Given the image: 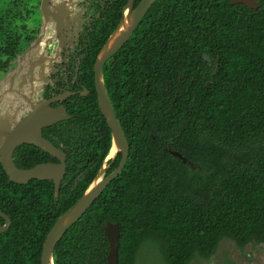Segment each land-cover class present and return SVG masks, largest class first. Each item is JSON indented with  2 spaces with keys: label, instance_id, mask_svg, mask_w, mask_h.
Masks as SVG:
<instances>
[{
  "label": "trees",
  "instance_id": "trees-1",
  "mask_svg": "<svg viewBox=\"0 0 264 264\" xmlns=\"http://www.w3.org/2000/svg\"><path fill=\"white\" fill-rule=\"evenodd\" d=\"M257 1L258 10L230 0H157L140 27L146 34L133 41L146 44V137H130L127 166L65 233L55 264H107V222L120 226L119 264H136L143 246L165 264H190L212 258L226 239L240 248L264 244V0ZM94 108L90 116L110 138ZM81 126L69 138L68 172L45 230L21 232L7 207L15 225L0 241V264H41L46 235L97 176L110 139L82 150Z\"/></svg>",
  "mask_w": 264,
  "mask_h": 264
},
{
  "label": "flooded vegetation",
  "instance_id": "flooded-vegetation-1",
  "mask_svg": "<svg viewBox=\"0 0 264 264\" xmlns=\"http://www.w3.org/2000/svg\"><path fill=\"white\" fill-rule=\"evenodd\" d=\"M143 1L0 0V84L7 88V91L3 88L0 92V130L10 135L20 128H27V122L33 120L30 118L41 106L66 110L71 118L44 126L41 130L43 139L63 152L62 157L66 163L65 177L72 151L69 138L75 137L73 127L76 124L82 125V137L86 138L80 143L82 150L86 147L95 151L101 150L110 139L109 154L112 133L109 138L103 123L90 116L95 110L96 102L101 112L95 84V65L111 35ZM53 8L60 11L59 21L55 18L49 21V12ZM147 14L130 39L103 67L106 89L129 144L126 166L131 153L130 137H146V44H134L136 41H133L135 37L141 40L146 34L141 32L140 27L146 25ZM45 30L54 36L46 46L51 66L45 80L40 86L37 82L12 84L9 76L16 71L19 62ZM143 32H146V29ZM79 113L82 116L79 117L78 123L71 124L68 129V122L78 117ZM106 124L108 126L107 121ZM4 134H0V142L5 140ZM12 156L16 166L24 170L45 164L62 163L60 157H55L37 145L27 142L18 145ZM1 159L0 155V212L9 218L11 224L8 230L0 233V241L15 225L11 217L12 212L8 211V208H15L18 230L23 232L33 229L43 232L53 217V205L58 204L60 200L65 177L56 197L54 179L36 178L26 184L15 183L10 180ZM117 159L118 165L113 169ZM122 159L123 154L119 152L107 175L120 166ZM14 192L13 205L8 200V193L11 195ZM5 226H8L7 220L0 215V227ZM3 247L0 246V249Z\"/></svg>",
  "mask_w": 264,
  "mask_h": 264
},
{
  "label": "water",
  "instance_id": "water-1",
  "mask_svg": "<svg viewBox=\"0 0 264 264\" xmlns=\"http://www.w3.org/2000/svg\"><path fill=\"white\" fill-rule=\"evenodd\" d=\"M156 1L157 0H144L140 7L131 16L126 17L119 28L111 35L98 56L95 65V84L101 112L111 129V148L97 176L87 187L83 196L74 206L58 218L53 228L48 233L43 246L41 264H55V249L65 233L82 219L108 186L122 173L126 166L130 151L129 144L106 89L103 67L106 61L115 55L130 39L139 23ZM230 4H243L252 10H258L262 6L257 0H231ZM60 16L59 9L53 8L49 12L48 18L50 22L52 18L59 21L58 17ZM53 38L54 36L50 34L48 30H45L39 35L38 40L33 43L32 48L19 62L16 71L9 76L12 84L17 85L26 82L31 84L32 82H37L40 86L43 83L51 66L50 61L47 58L46 46ZM216 72L217 69L214 71V75ZM3 88L6 87L0 84V92L3 91ZM32 118L33 120L27 122V128H20L17 131H13L10 135H6L0 130V134H4L6 137L3 142H0L2 165L10 180L15 183L26 184L30 180L36 178L54 179L56 182L57 197L60 191V184L66 174L65 158L62 157V155H64L63 152L56 148L51 142L43 139L41 130L44 126L53 125L61 120L69 119L71 116L67 114L66 110L51 109L41 106L35 111V113H33V116L30 119ZM26 142L37 145L55 157H60L62 163L40 165L28 170L18 168L13 160V150L18 145ZM119 152L123 154L120 166L111 174L107 175L108 169L112 166ZM169 152L174 157L180 159L183 163H189L181 153L171 150ZM0 215L6 218L8 225L3 228L0 227V233H2L9 229L11 222L2 212H0ZM104 231L109 243L107 264H119L120 226L117 223L107 222Z\"/></svg>",
  "mask_w": 264,
  "mask_h": 264
},
{
  "label": "rangeland",
  "instance_id": "rangeland-1",
  "mask_svg": "<svg viewBox=\"0 0 264 264\" xmlns=\"http://www.w3.org/2000/svg\"><path fill=\"white\" fill-rule=\"evenodd\" d=\"M136 264H165L158 252L141 247ZM190 264H264V244H249L240 248L232 240H224L210 259L196 258Z\"/></svg>",
  "mask_w": 264,
  "mask_h": 264
}]
</instances>
